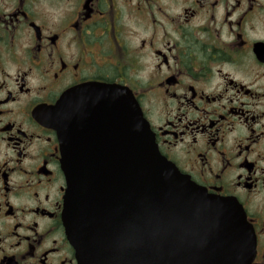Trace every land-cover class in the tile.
I'll use <instances>...</instances> for the list:
<instances>
[{"label":"flooded vegetation","instance_id":"1","mask_svg":"<svg viewBox=\"0 0 264 264\" xmlns=\"http://www.w3.org/2000/svg\"><path fill=\"white\" fill-rule=\"evenodd\" d=\"M99 85L127 89L159 154L234 200L264 264V0H0V264H78L48 122L86 143Z\"/></svg>","mask_w":264,"mask_h":264},{"label":"water","instance_id":"2","mask_svg":"<svg viewBox=\"0 0 264 264\" xmlns=\"http://www.w3.org/2000/svg\"><path fill=\"white\" fill-rule=\"evenodd\" d=\"M82 90L102 94L86 143L69 95L48 120L61 138L63 221L78 264H250L254 240L240 206L159 154L131 92Z\"/></svg>","mask_w":264,"mask_h":264}]
</instances>
